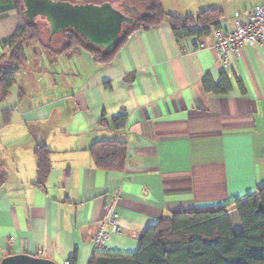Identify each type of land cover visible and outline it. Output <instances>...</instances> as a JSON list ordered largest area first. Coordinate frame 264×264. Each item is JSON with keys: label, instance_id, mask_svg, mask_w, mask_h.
Here are the masks:
<instances>
[{"label": "crops", "instance_id": "crops-1", "mask_svg": "<svg viewBox=\"0 0 264 264\" xmlns=\"http://www.w3.org/2000/svg\"><path fill=\"white\" fill-rule=\"evenodd\" d=\"M162 6L177 16L219 9V29L179 40L167 23L141 29L106 66L85 50L51 56L26 44V63L0 102V263L25 254L56 264L76 255V264H89L113 201L119 232L104 254L133 255L160 218L229 205L264 183V44L245 45L226 62L214 49L218 31L264 0ZM16 28L14 0H0V55ZM222 73L231 92L205 93L204 78L217 83ZM102 141L126 143L122 171L95 166L90 148ZM42 146L51 168L37 186L34 154ZM229 215L237 232L233 207Z\"/></svg>", "mask_w": 264, "mask_h": 264}, {"label": "trees", "instance_id": "trees-1", "mask_svg": "<svg viewBox=\"0 0 264 264\" xmlns=\"http://www.w3.org/2000/svg\"><path fill=\"white\" fill-rule=\"evenodd\" d=\"M74 4H100L112 1L113 5L126 10L135 7L131 17L133 23L123 29L113 51L106 52L91 46L75 31L67 29L48 41V26L40 21L29 23L24 15L21 0H14L17 12V28L6 40L8 52L0 55V102L5 100L15 84V76L26 63L25 46L37 43L51 56L71 54L85 50L101 66L113 62L114 56L124 41L135 31L167 23L173 36L201 38L210 28L219 29L221 10L209 8L195 15L177 16L167 13L162 0H61ZM42 19V18H41ZM44 20V19H42ZM45 21V20H44ZM59 38L64 46L57 48ZM205 93L224 96L232 88L225 73L217 83L210 77L202 81ZM125 118L119 121L122 124ZM125 123L123 124V126ZM95 166L109 171H122L126 159V143L123 141L96 142L90 148ZM50 152L44 147L35 150V185L42 186L50 172ZM235 210L240 229L235 232L229 209ZM76 264V255L68 259ZM89 264H264V183L252 192L241 196L229 205L212 207L181 208L170 216L160 218L156 224L146 228L140 237L137 252L133 255L94 254Z\"/></svg>", "mask_w": 264, "mask_h": 264}, {"label": "water", "instance_id": "water-1", "mask_svg": "<svg viewBox=\"0 0 264 264\" xmlns=\"http://www.w3.org/2000/svg\"><path fill=\"white\" fill-rule=\"evenodd\" d=\"M24 15L29 23L45 20L49 37L67 29L75 31L85 42L106 52L113 51L123 29L133 23L130 13L135 7L120 10L112 1L100 4H74L61 0H21ZM0 264H56L51 260L19 254L2 259Z\"/></svg>", "mask_w": 264, "mask_h": 264}, {"label": "built area", "instance_id": "built-area-1", "mask_svg": "<svg viewBox=\"0 0 264 264\" xmlns=\"http://www.w3.org/2000/svg\"><path fill=\"white\" fill-rule=\"evenodd\" d=\"M257 44H264V6H258L244 16L235 17L230 31H218L214 49L218 60L226 62L228 55H237L243 46ZM118 232V214L113 201L106 205L104 219L94 239V254H104L112 235ZM43 254L44 251L39 252L40 256ZM63 264H69V261L66 260Z\"/></svg>", "mask_w": 264, "mask_h": 264}, {"label": "rangeland", "instance_id": "rangeland-1", "mask_svg": "<svg viewBox=\"0 0 264 264\" xmlns=\"http://www.w3.org/2000/svg\"><path fill=\"white\" fill-rule=\"evenodd\" d=\"M130 8H132L131 6H130ZM35 21H40L41 23H44L45 25H47V23L44 21V20H42L41 18H38V19H35ZM34 44H37V43H35V42H33ZM31 51V50H30ZM30 51H28V52H30Z\"/></svg>", "mask_w": 264, "mask_h": 264}, {"label": "flooded vegetation", "instance_id": "flooded-vegetation-1", "mask_svg": "<svg viewBox=\"0 0 264 264\" xmlns=\"http://www.w3.org/2000/svg\"><path fill=\"white\" fill-rule=\"evenodd\" d=\"M133 14H135V13H130L129 15L132 16Z\"/></svg>", "mask_w": 264, "mask_h": 264}]
</instances>
